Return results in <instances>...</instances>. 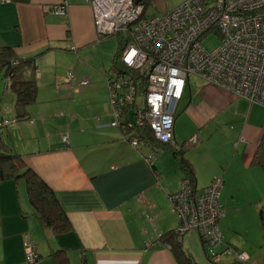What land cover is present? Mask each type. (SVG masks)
Returning <instances> with one entry per match:
<instances>
[{
    "label": "crops",
    "instance_id": "0c3cea01",
    "mask_svg": "<svg viewBox=\"0 0 264 264\" xmlns=\"http://www.w3.org/2000/svg\"><path fill=\"white\" fill-rule=\"evenodd\" d=\"M62 2L63 14L48 10ZM96 34L88 0L0 1V48L35 58L38 87L25 118L15 120L12 77L3 76L0 119L9 123L2 137L54 191L70 223L69 230L53 233L35 217L21 179L0 181L1 264H26L25 243L39 255L32 264H55L50 255L55 250L69 264H181L160 238L177 228L169 195L187 174L170 148L133 147L120 127L110 125L105 80L95 81L76 55ZM68 72L74 75L70 81ZM83 79L88 83L81 85ZM262 131L264 106L199 76L188 79L174 117V140L197 189L214 177L223 181L222 242L213 249L220 258L206 254L211 264H240L228 248L264 264V168L251 165ZM213 139L217 142L210 144ZM197 238L203 248L190 230L182 236V249L195 264H210L192 257Z\"/></svg>",
    "mask_w": 264,
    "mask_h": 264
},
{
    "label": "built area",
    "instance_id": "2783aa9c",
    "mask_svg": "<svg viewBox=\"0 0 264 264\" xmlns=\"http://www.w3.org/2000/svg\"><path fill=\"white\" fill-rule=\"evenodd\" d=\"M88 1L98 38L120 33L129 39L118 57L123 70H112L105 79L113 114L110 125L120 127L133 147L145 144L137 131L146 123L156 140L180 149L174 140L173 123L191 76L264 106V0H185L166 13L153 15H147L144 4L134 0ZM48 10L63 14L64 2ZM210 32L220 42L208 51L200 39ZM130 70L137 71L146 82L144 93L133 107L129 106L136 98V87ZM73 76L68 72L67 80ZM87 83V79L80 81L81 85ZM8 123L4 119L0 126ZM62 142L67 144L68 138L63 136ZM222 185V179L214 177L206 187L197 189L186 176L180 189L169 195L178 218L175 232L179 239L193 230L205 250L222 242L218 224L224 214L219 202ZM24 249L26 264L38 260L29 243ZM227 252L240 264H258L248 262L246 252L230 248ZM219 258L220 253L213 251L210 259Z\"/></svg>",
    "mask_w": 264,
    "mask_h": 264
},
{
    "label": "trees",
    "instance_id": "16d2710c",
    "mask_svg": "<svg viewBox=\"0 0 264 264\" xmlns=\"http://www.w3.org/2000/svg\"><path fill=\"white\" fill-rule=\"evenodd\" d=\"M134 1L137 3H143L146 9L148 0ZM115 35H121L122 38L119 41L117 51L113 56L111 70L122 71L123 67L118 57L120 51L129 39H125L120 33H116ZM35 72V58H19L15 55L11 47L0 48V75H9L12 77L9 90L14 97V108L16 112L15 120L24 119L25 108L36 101L38 87L32 76ZM129 73L136 87V98L132 102V105L130 104L129 106L133 107L144 93L146 82L145 78L137 71L130 70ZM18 111H22L24 113L23 116H19ZM2 120L4 119H0V122ZM3 127L4 126H0V181L23 179L26 185L29 204L33 208L34 215L39 223L45 228H50L55 234H60L69 230V220L54 191L29 167L25 166L20 154L13 152L11 147L7 145L2 137ZM137 137L147 144H155L170 148L173 154L178 157L179 164L186 172L187 177H189L193 184H195L191 165L189 161L183 157L181 148L174 149L170 144L161 143L156 140L146 123L138 129ZM251 165L264 168V131H262L258 140L251 159ZM160 240L169 244L176 259L181 264H195L182 249L181 239L177 237L175 230L164 233ZM50 255L55 264H69L68 258L62 250L52 251Z\"/></svg>",
    "mask_w": 264,
    "mask_h": 264
},
{
    "label": "rangeland",
    "instance_id": "374dc122",
    "mask_svg": "<svg viewBox=\"0 0 264 264\" xmlns=\"http://www.w3.org/2000/svg\"><path fill=\"white\" fill-rule=\"evenodd\" d=\"M184 1L185 0H148V4L146 7V14L153 15V14L166 13L168 10L179 6ZM96 37L97 39L92 45L81 48L80 50L77 51L78 54L76 53V55L78 58L79 65L82 67H85L86 69H88V71H91V73L95 75L94 76L95 81L97 79L103 78L106 83L105 75L107 73L112 72L111 70L112 59H113L114 54L117 51L118 43L121 40L122 36L114 34V35H110L106 37H101L100 39H98V36L96 34ZM219 42H220V39L213 32L208 33L207 35L203 36L200 39L201 45L208 51H211L214 48H216ZM190 78L191 80H193L195 79V76H191ZM4 86H5L4 78H3V75H1L0 77V98H1V94H2ZM106 89H107V84H106ZM9 120H12L11 117L9 118ZM6 133H7V127L4 126L2 128V135H5ZM215 142H217V140L213 139L211 140L210 144L215 143ZM20 182L22 184L24 183V186L26 189L24 180L21 179ZM21 190H23V186L21 187ZM195 241L196 242H194V245H192L189 249L191 251L192 257L199 259L201 263L205 262V263L211 264L210 259L207 257L206 254H208V256H211V254L213 255V249H211V247H208L207 250H205L204 247L202 248L198 238L197 240L195 239Z\"/></svg>",
    "mask_w": 264,
    "mask_h": 264
},
{
    "label": "water",
    "instance_id": "95a60500",
    "mask_svg": "<svg viewBox=\"0 0 264 264\" xmlns=\"http://www.w3.org/2000/svg\"><path fill=\"white\" fill-rule=\"evenodd\" d=\"M23 114H24V113H23L22 111H18V115H19V116H23Z\"/></svg>",
    "mask_w": 264,
    "mask_h": 264
}]
</instances>
